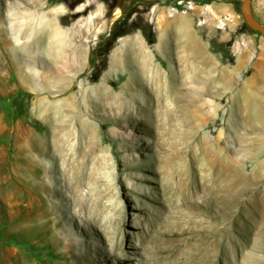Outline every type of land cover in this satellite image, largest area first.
<instances>
[{
  "label": "rangeland",
  "instance_id": "obj_1",
  "mask_svg": "<svg viewBox=\"0 0 264 264\" xmlns=\"http://www.w3.org/2000/svg\"><path fill=\"white\" fill-rule=\"evenodd\" d=\"M27 2L0 0V264H150V240L181 238L171 216L220 211L221 192L193 202L203 186L226 192L228 233L260 254L264 37L243 0ZM251 10L264 25V0ZM20 14L38 19L35 62L9 28ZM61 49L76 57L66 87L29 82L58 76Z\"/></svg>",
  "mask_w": 264,
  "mask_h": 264
},
{
  "label": "bare ground",
  "instance_id": "obj_2",
  "mask_svg": "<svg viewBox=\"0 0 264 264\" xmlns=\"http://www.w3.org/2000/svg\"><path fill=\"white\" fill-rule=\"evenodd\" d=\"M38 1L39 0H28L27 6H29L31 8L35 7V6H37ZM15 9L19 10V9H21V6H19L17 8L15 7ZM15 16H16V14H15ZM32 16H33V14H27V15L20 14V16H19L20 20L17 24H16V22L12 21V19L15 20L14 18H12V17H14L13 15L9 17V21H10L9 28L13 32V36L15 37V38L14 37L13 38L18 40L19 36H21L20 38L26 39L27 42L25 40V42L22 43L21 47L29 42V46H27V48L30 46L32 47V49H30L32 51L29 52V54H31V55L37 49V45H35L36 44V38H35L34 34L33 35H31V34L35 32L36 29H35V27H33V25L35 26V24H36L35 22L38 20L36 17H32ZM21 24H22V26L24 24L29 25V26L23 28L20 26ZM37 30H39V29H37ZM37 32L38 31H36V33ZM31 36H32V38H31ZM28 39H30V41H28ZM78 51H80V49ZM78 56H80V53L78 54ZM29 58L32 59L31 62L32 61L35 62L36 60H38V58H36L33 55L29 56ZM74 58H76V57H74V52H72V50L70 52L69 50L64 51V49H61L60 52L57 54V56H55V58H54L55 60H53L54 63H57V71H55V73H57V75H58L57 77H56V75L52 76L49 73L47 74L44 71L43 72L38 71V73H37V71L35 72L33 70L31 71V73L29 72L30 74L25 76V77L28 78L29 82L31 80L33 85H37L42 90L45 88H47L46 90H48V88L50 87L51 84H57V86H59L58 83H61L60 84L61 86L66 87L67 82L62 83L65 81L64 79L66 78V76L68 74L66 67L69 66V63L74 61ZM73 67H74V65H73ZM148 69L149 68L145 67V71H148ZM28 70H29V68L27 67V71ZM158 76L161 80L160 74ZM224 77L225 76L222 75L219 78V80L216 81V78H214V76H210L206 81L207 82L205 85L206 91H209L213 86H215V84H219V85L226 84L227 82L225 81ZM26 83L29 84L28 82H26ZM30 85H32V84L30 83ZM179 184H178V186H179ZM176 186H177V184H176ZM187 186H188V184H187ZM167 187L171 188L172 186L168 185ZM196 187L197 186H195V188ZM214 187H216V186H211V187H209V186L204 187L203 186V188L200 191L202 195H199L196 193L193 194V202L196 204L198 200H201L200 202L207 203L210 200V198L207 197V195L209 193L221 192L224 198L221 200V202L219 201L222 205L220 211L218 213H208V215H206V216L205 215L201 216V215L194 214V213H192V215H190V216H184L185 214L184 215L178 214L179 216H174L172 214L174 217L171 216L172 217L171 222L173 223L172 227H174L175 229H173L171 231L170 236H180L181 238H179V240H177L173 243H170L168 245L162 244L159 241H155L153 239L150 240L149 244L145 248H142V250H141L143 252V257H146L147 261L150 264H223V263L228 264V262H229V264H264V247L263 246H260L261 247L260 250H254L253 251V253L259 252L260 254H258V255L253 254L252 256H250L245 251L244 247H242L241 245L238 246L235 237L228 233V224H229L228 202L226 201V198H225L227 196V194L224 190H220V189H217ZM162 190H163V188H162ZM180 190H179V192H180ZM175 191H177V190L175 189ZM175 191H173V192H175ZM170 194H171V192H170ZM170 194H169V196H170ZM179 194L181 195V193H179ZM189 195H190V193H189ZM178 196L179 195L177 194V198H179ZM190 196H192V195H190ZM177 198L175 196L174 199H177ZM190 198H188V199H190ZM168 201H169V199H168ZM190 201H191V199H190ZM178 204L179 203L177 202V205ZM174 205H171V206L167 205L168 206V208H167L168 213H172V212L175 213L176 210L174 208ZM184 208H185V206H184ZM179 213H181V211H179ZM152 226H153V224H152ZM166 228L167 227H165L164 231L167 230ZM169 229H171V228H169ZM167 235L168 234H162V237L167 236ZM254 242H256L255 244L261 245V243L263 242V237L258 235V237L255 238Z\"/></svg>",
  "mask_w": 264,
  "mask_h": 264
},
{
  "label": "water",
  "instance_id": "obj_3",
  "mask_svg": "<svg viewBox=\"0 0 264 264\" xmlns=\"http://www.w3.org/2000/svg\"><path fill=\"white\" fill-rule=\"evenodd\" d=\"M241 14L245 25L254 32L264 37V25L261 24L253 15L251 10V0H243L241 5Z\"/></svg>",
  "mask_w": 264,
  "mask_h": 264
},
{
  "label": "trees",
  "instance_id": "obj_4",
  "mask_svg": "<svg viewBox=\"0 0 264 264\" xmlns=\"http://www.w3.org/2000/svg\"><path fill=\"white\" fill-rule=\"evenodd\" d=\"M62 1H66V0H60V2H62ZM208 2H210V1H208ZM136 29L141 31L144 39L146 40V42L148 44L155 43V41H156L155 33H154V31H153V29H152V27L150 25L146 24V25H144L142 27L141 26L137 27ZM256 34L260 35L257 32H256ZM215 49H216V51H220L219 48H215Z\"/></svg>",
  "mask_w": 264,
  "mask_h": 264
},
{
  "label": "built area",
  "instance_id": "obj_5",
  "mask_svg": "<svg viewBox=\"0 0 264 264\" xmlns=\"http://www.w3.org/2000/svg\"><path fill=\"white\" fill-rule=\"evenodd\" d=\"M178 4H180V3H178Z\"/></svg>",
  "mask_w": 264,
  "mask_h": 264
}]
</instances>
